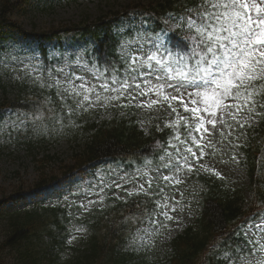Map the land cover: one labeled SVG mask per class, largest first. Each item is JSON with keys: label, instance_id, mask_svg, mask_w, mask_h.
Listing matches in <instances>:
<instances>
[{"label": "snow or ice", "instance_id": "6c2138e0", "mask_svg": "<svg viewBox=\"0 0 264 264\" xmlns=\"http://www.w3.org/2000/svg\"><path fill=\"white\" fill-rule=\"evenodd\" d=\"M113 35L119 43L111 53L98 52L92 41L59 66L32 44L0 39V67L30 90L18 106L0 110V132L9 138L62 132L109 110L167 113L164 128L157 125L158 132L169 131L166 141L157 140L139 159L101 164L53 205L63 207L73 225L69 246L88 231L74 221L125 205L116 226L135 254L168 221H178L175 213H191L199 203L195 190L185 201L180 186L188 179L226 180L206 157L246 162L247 132L264 121V0H188L162 16L133 12L113 25ZM137 123L144 128V121ZM209 258L264 264V201L213 242Z\"/></svg>", "mask_w": 264, "mask_h": 264}, {"label": "trees", "instance_id": "16d2710c", "mask_svg": "<svg viewBox=\"0 0 264 264\" xmlns=\"http://www.w3.org/2000/svg\"><path fill=\"white\" fill-rule=\"evenodd\" d=\"M173 4H177L175 0H165L164 5L172 7ZM11 10L10 2L0 1L1 15ZM91 27L88 25L84 31L91 30ZM94 35L98 42L96 48L98 52L101 50L112 51L111 45L114 40L111 39V36L102 34L101 30L98 34L95 31ZM27 90L30 91L29 88ZM28 95L30 94L17 95L11 103L7 104L16 107ZM115 128H113V132ZM127 140L128 138L123 136V130L118 128L115 133V141L111 142L110 138L102 144L101 139L98 141L91 139L86 145L85 152L76 155L75 160L82 163L97 157H117L123 152L131 151V148L125 149L122 146ZM37 161L40 166L34 167V172L38 174L35 179H37V185H40L45 182L44 176H50L42 169L44 168L42 167L44 159ZM24 184L23 181L13 183L10 190L12 192L23 190ZM201 185L203 184L200 183L197 187ZM212 188L211 193L209 190L203 192L204 200H209L205 211L196 221L195 227L186 234L172 238L164 257H159L150 250L141 254H129V251L123 250L126 241L122 230L116 226L121 211L126 208L123 204H118L115 208H108L104 214H95L87 221H75L86 226L88 231L86 235L75 240L70 250H62L61 242L53 245L57 241V229L61 224L65 225L66 219L63 211L56 207H41L19 212L1 207L0 264H155L156 262L161 263L163 260L165 264H215L209 258V248L213 242L210 245L208 243L230 232L239 212L237 206L239 197L229 187L225 186L223 191L216 185ZM0 192L3 194L6 189H1ZM125 214L127 213L125 212Z\"/></svg>", "mask_w": 264, "mask_h": 264}, {"label": "rangeland", "instance_id": "374dc122", "mask_svg": "<svg viewBox=\"0 0 264 264\" xmlns=\"http://www.w3.org/2000/svg\"><path fill=\"white\" fill-rule=\"evenodd\" d=\"M136 2V1H142L145 2V0H116L111 1L108 0L107 2L102 3V0H90L87 2V7L84 12H86L90 17H95L102 12L109 9L110 6H120L121 4H127L129 2ZM80 13V7L74 6V7H68V6H61L59 8L52 9L51 15L47 17L46 22L43 21V18L37 19L34 17H31L28 15L27 18L17 16L14 17L18 21L19 24L23 25V28H26L28 30L31 29L30 25L32 24H38L36 25V29H41L40 25L43 24L44 27H50L55 26V23L62 22V23H76L80 19L79 15ZM79 16V17H78ZM18 35H14V38L18 39ZM21 38V37H20ZM21 40V39H19ZM25 43H29L35 46V42L32 37H28L26 40H22ZM76 47H73L68 51V53H76L75 50ZM0 70L4 76L9 78L10 82L13 83L14 79L12 78V75L10 74V70L6 71L5 68L0 67ZM4 145H7V143L4 141V134L3 132H0V184L7 185L8 182L13 180V173L14 170L21 167V174H23V179L26 182H29L32 178V173H30L29 169V160L27 158L18 159L15 157V152L12 151L11 147H5ZM20 164V166H19ZM226 167L231 168V170L235 171V176L237 179H240L243 177V173L240 169H236L237 167L234 164H228ZM27 172V174H25ZM30 173V174H29ZM178 221L175 220L172 225L168 228V234L172 235L174 232L178 231L183 224L186 222L187 215L186 214H179ZM170 229V231H169Z\"/></svg>", "mask_w": 264, "mask_h": 264}]
</instances>
